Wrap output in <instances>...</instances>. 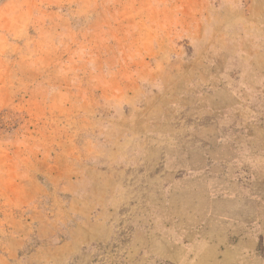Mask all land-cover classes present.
Segmentation results:
<instances>
[{"label":"rangeland","instance_id":"374dc122","mask_svg":"<svg viewBox=\"0 0 264 264\" xmlns=\"http://www.w3.org/2000/svg\"><path fill=\"white\" fill-rule=\"evenodd\" d=\"M180 117L205 127L186 137L203 139L206 153L216 152L207 139L229 138L219 155L249 160L248 172H228L234 179L181 181L192 194H244L234 223H157L158 195L173 189L162 179L163 138ZM54 140H69L78 164L106 170L126 193L106 239L59 264H166L165 241L217 225L245 231L264 264V0H0V264L14 239L7 158L40 173L36 156L49 165Z\"/></svg>","mask_w":264,"mask_h":264},{"label":"crops","instance_id":"0c3cea01","mask_svg":"<svg viewBox=\"0 0 264 264\" xmlns=\"http://www.w3.org/2000/svg\"><path fill=\"white\" fill-rule=\"evenodd\" d=\"M10 21L6 19L7 29ZM229 95L231 98L234 96ZM175 122L164 135L161 158L163 182L170 181L173 189L171 191L169 187L165 194L158 195L164 203L155 206L162 212L163 219L157 223H178L180 228H186L188 223H234L236 200H242L244 204L248 202L244 194L240 198L228 192L218 197L207 196V192L201 191L192 194L190 190L181 188V181L187 178L234 179L228 172L234 169L248 172L250 167L244 164L249 160L243 158L245 154L242 152L228 158L219 155L220 148L230 149L234 145L229 138L207 139L210 149L216 152L206 153L204 149L209 146L204 147L203 139L186 137V133L206 131L205 127L197 124L187 126L181 123L184 122L181 117ZM177 126L178 131L175 130ZM54 143L57 151L49 165L44 164L46 158L43 153L36 156V166H44L40 173L19 170V164L26 157L22 160L21 156L13 154L7 158L16 169L6 173V197H12L6 201L10 204L6 235L14 239L6 246L3 264H20L25 256V262L29 264H59L76 255L88 254L92 240L106 239L109 223L121 222L118 220L126 195L121 182L102 168L78 164L72 150L74 145L69 140H54ZM219 168L227 175H219ZM147 191L149 196H154L152 188H147ZM135 195L131 191L130 196ZM191 195L196 197L194 204L186 202ZM199 197L204 199L203 205L197 203ZM148 223L153 222L148 219ZM235 230L226 227L220 232L217 225L210 235L186 234L189 237H183L180 234L178 239L170 238L164 242L168 244V251L163 250V261L168 264H263L252 238L241 230H237V236ZM31 234H34L32 248L24 254L20 252L21 247L30 242ZM172 242L176 247L174 252H170Z\"/></svg>","mask_w":264,"mask_h":264}]
</instances>
